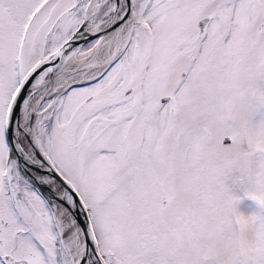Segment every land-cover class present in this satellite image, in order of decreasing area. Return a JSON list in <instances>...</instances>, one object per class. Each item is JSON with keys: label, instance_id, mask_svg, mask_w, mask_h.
Masks as SVG:
<instances>
[{"label": "snow or ice", "instance_id": "1", "mask_svg": "<svg viewBox=\"0 0 264 264\" xmlns=\"http://www.w3.org/2000/svg\"><path fill=\"white\" fill-rule=\"evenodd\" d=\"M0 264H264V0H0Z\"/></svg>", "mask_w": 264, "mask_h": 264}, {"label": "rangeland", "instance_id": "2", "mask_svg": "<svg viewBox=\"0 0 264 264\" xmlns=\"http://www.w3.org/2000/svg\"><path fill=\"white\" fill-rule=\"evenodd\" d=\"M85 45H86V44H85ZM246 207H247V208H252L253 206H252L251 202H247V203H246Z\"/></svg>", "mask_w": 264, "mask_h": 264}, {"label": "water", "instance_id": "3", "mask_svg": "<svg viewBox=\"0 0 264 264\" xmlns=\"http://www.w3.org/2000/svg\"><path fill=\"white\" fill-rule=\"evenodd\" d=\"M80 43H81V45H85L87 42L86 41H81ZM42 191H44L45 194H47V191L46 190H42Z\"/></svg>", "mask_w": 264, "mask_h": 264}]
</instances>
